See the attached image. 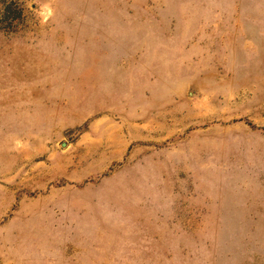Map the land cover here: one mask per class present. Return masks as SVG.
Here are the masks:
<instances>
[{"label": "rangeland", "instance_id": "374dc122", "mask_svg": "<svg viewBox=\"0 0 264 264\" xmlns=\"http://www.w3.org/2000/svg\"><path fill=\"white\" fill-rule=\"evenodd\" d=\"M0 264H264V0H0Z\"/></svg>", "mask_w": 264, "mask_h": 264}]
</instances>
